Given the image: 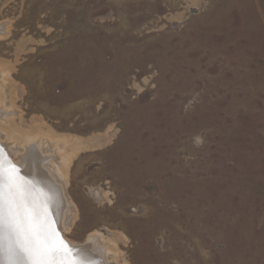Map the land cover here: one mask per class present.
Wrapping results in <instances>:
<instances>
[{"label":"rangeland","instance_id":"rangeland-1","mask_svg":"<svg viewBox=\"0 0 264 264\" xmlns=\"http://www.w3.org/2000/svg\"><path fill=\"white\" fill-rule=\"evenodd\" d=\"M48 135L64 241L264 264V0H0V141Z\"/></svg>","mask_w":264,"mask_h":264},{"label":"bare ground","instance_id":"bare-ground-1","mask_svg":"<svg viewBox=\"0 0 264 264\" xmlns=\"http://www.w3.org/2000/svg\"><path fill=\"white\" fill-rule=\"evenodd\" d=\"M48 136L50 145L47 146L46 144V147L42 148L38 146V143L27 148L25 154L19 157L20 161L16 163L12 160V153L8 145H4L0 141V168H2V171H0V188L7 190L10 195L9 198L14 197L17 203L22 202L32 209H46L43 221L49 227L40 229V238L46 242L50 241L57 248L63 244V248L58 253L47 258L48 264H110L106 258L108 250L102 244L103 242L101 243V236L98 233L89 235L87 242L80 245L69 241L68 243L61 237L60 229L66 223V213H69L68 220L70 216H73L68 209L69 202L62 185L64 182L63 177L60 179V181H63L60 185L56 182L57 178L54 177L57 176V172L52 171L55 174L54 176L49 172L50 168L57 170L60 167L61 170H64L65 166L59 163L61 157L57 154L58 148H60L58 143H61V140L58 137ZM51 160L53 166L57 165V168L50 166ZM11 166H15V175L22 185V192L17 193L15 189L9 187L8 173ZM65 209L67 211H64ZM49 233L52 235L49 236Z\"/></svg>","mask_w":264,"mask_h":264},{"label":"snow or ice","instance_id":"snow-or-ice-1","mask_svg":"<svg viewBox=\"0 0 264 264\" xmlns=\"http://www.w3.org/2000/svg\"><path fill=\"white\" fill-rule=\"evenodd\" d=\"M0 171H2V168H0ZM8 175L9 187L15 189L17 193L22 192V185L15 175V166H11ZM45 212L46 209H32L22 202L17 203L14 197L8 201L7 225L13 233L23 238L22 242H18V248L31 260V264H48L47 258L55 255L63 248V244L57 248L50 241L46 242L40 238V229L49 227L43 221ZM3 222L4 214L0 210V223ZM51 235L49 233V236ZM10 252L15 254V249H10Z\"/></svg>","mask_w":264,"mask_h":264},{"label":"water","instance_id":"water-1","mask_svg":"<svg viewBox=\"0 0 264 264\" xmlns=\"http://www.w3.org/2000/svg\"><path fill=\"white\" fill-rule=\"evenodd\" d=\"M0 197V210L4 214V222L0 223V264H31V260L18 248V242H22L23 238L13 233L7 225L9 192L0 188ZM10 249H15V254Z\"/></svg>","mask_w":264,"mask_h":264}]
</instances>
